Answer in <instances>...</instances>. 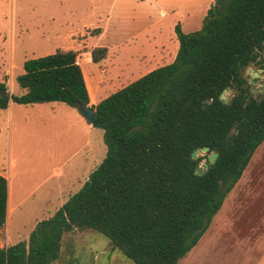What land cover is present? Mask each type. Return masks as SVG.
Listing matches in <instances>:
<instances>
[{
  "label": "trees",
  "instance_id": "obj_1",
  "mask_svg": "<svg viewBox=\"0 0 264 264\" xmlns=\"http://www.w3.org/2000/svg\"><path fill=\"white\" fill-rule=\"evenodd\" d=\"M175 33L172 63L95 105L71 50L25 60L15 78L21 95L0 81V110L10 101L90 107L106 146L82 187L37 222L27 241L0 248V264H51L62 235L74 230L96 231L134 264H179L197 244L264 141V92L253 95L244 75L264 70V0H216L199 31L183 33L178 24ZM106 55L94 48L91 62ZM226 89L227 103L219 99ZM203 148L208 152L192 159ZM210 153L215 163L196 175ZM6 209L0 175V227Z\"/></svg>",
  "mask_w": 264,
  "mask_h": 264
},
{
  "label": "rangeland",
  "instance_id": "obj_2",
  "mask_svg": "<svg viewBox=\"0 0 264 264\" xmlns=\"http://www.w3.org/2000/svg\"><path fill=\"white\" fill-rule=\"evenodd\" d=\"M215 2L0 0V81L10 95H21L23 90L15 78L23 72L25 60L71 50L86 76L91 74L89 70L98 69L103 99L172 63L178 50L175 26L179 24L183 33L199 31ZM98 47L106 48L107 55L94 64L90 52ZM248 69L259 76L250 87L261 86L264 70ZM248 69L244 75L249 81ZM94 82L89 78L91 89ZM225 96L229 99L231 91ZM72 116L87 128L85 117L62 103L20 105L10 101L7 109L0 110V171L13 187V204L30 193L20 209L7 214L5 230L0 228V248L27 241L36 223L50 218L60 201L75 193L105 156L102 130L92 127L81 132ZM84 142L89 144L87 160L83 158L85 149L78 152ZM79 160L82 171L77 178L71 167ZM59 183L68 188L60 201L54 198ZM46 199L52 207L42 209ZM51 264L134 263L101 234L85 229L62 235L59 257ZM179 264H264V141L202 238Z\"/></svg>",
  "mask_w": 264,
  "mask_h": 264
},
{
  "label": "crops",
  "instance_id": "obj_3",
  "mask_svg": "<svg viewBox=\"0 0 264 264\" xmlns=\"http://www.w3.org/2000/svg\"><path fill=\"white\" fill-rule=\"evenodd\" d=\"M80 65V64H79ZM81 67V66H80ZM94 70H89V71H91V74L89 73V74H87V76H86V74H84V70L81 68V70H82V73H83V76H84V80H85V83H86V87H87V91H88V95H89V100H90V104L89 105H95V104H97L99 101H101L102 99H101V96H99V93H100V73H99V71H98V69L97 68H93ZM89 78H93V80L95 79V82H94V86H93V88L91 89L90 87H89ZM107 97V96H106ZM106 97H104V98H106ZM103 98V99H104ZM63 104V103H62ZM33 105H42V104H33ZM8 108V107H7ZM6 108V109H7ZM10 112H9V114H8V121H10ZM72 118H73V120H74V122L76 123V125L79 127V130L81 131V132H85V129H91L92 128V126L90 125V124H87V128H85V126H84V124H83V122H81V120H79V118L78 117H76V116H72ZM89 145V144H88ZM87 142H84L83 144H82V147H81V149L78 151V152H82L81 150L83 149H85L83 152H84V156H83V158H85V160H87V158H86V156H87V150H88V148H87ZM78 152H75L74 153V155H76ZM106 153V152H105ZM105 157V156H104ZM103 157V158H104ZM103 160V159H102ZM101 160V161H102ZM101 163V162H100ZM99 163V164H100ZM56 170H58V169H56ZM81 171H82V160H79L76 164H74L72 167H71V172L72 173H74V175H76V177L81 173ZM0 175H2L5 179H6V176L0 171ZM89 177V176H88ZM88 177H84L82 180V183H80V188L82 187V185L84 184V182L88 179ZM78 178V177H77ZM59 186H60V188H58L57 187V189H58V192L57 193H55V196H54V198L56 199L57 198V200H61V198H63V197H65V196H67V190H68V188L66 187V188H63L62 187V183H59ZM79 188V189H80ZM78 189V190H79ZM77 190V191H78ZM76 191V192H77ZM75 192V193H76ZM74 194V193H73ZM72 194V195H73ZM22 197L20 198V199H18V201L16 200V202L13 204V199H14V190H13V187H12V185L10 184V183H8L7 184V209H6V217H7V214H9L10 212H12V211H14V209H20L21 207H22V205H23V203L25 202V200L27 199V198H29L30 197V193H26L25 195H21ZM69 196V195H68ZM71 196V195H70ZM69 196V197H70ZM69 197L65 200V201H63V199H62V201H60V203H59V207H55V211H54V213L69 199ZM51 201L49 200V199H46V200H44L42 203H41V208L42 209H46L48 206H50V207H52V204L50 203ZM7 221V220H6ZM6 223V222H5ZM2 230L4 229L5 230V224L2 226V227H0ZM7 232V231H6ZM205 233V232H204ZM204 235V234H203ZM202 235V236H203ZM202 236L200 237V239L202 238ZM199 239V240H200ZM199 240H198V242H199ZM197 242V243H198Z\"/></svg>",
  "mask_w": 264,
  "mask_h": 264
},
{
  "label": "water",
  "instance_id": "obj_4",
  "mask_svg": "<svg viewBox=\"0 0 264 264\" xmlns=\"http://www.w3.org/2000/svg\"><path fill=\"white\" fill-rule=\"evenodd\" d=\"M259 72H263L262 69H259L258 70ZM248 74H249V84L250 86H253V85H256L257 82H255L253 80V78H257L258 77V74L257 73H254V71L252 69H248ZM253 77V78H252ZM228 92V89L224 90L222 92V94L220 95L219 99L220 100H224L222 99V97H225V94ZM252 92L254 93L255 91L252 90ZM225 103L228 102V99L226 98L224 100ZM76 110L78 112H80L86 119L87 123L88 124H92L93 123V119H94V111L90 108V107H87L85 105H82V104H78L77 107H76ZM208 148H203V149H200V150H195L193 153H192V159H197L199 156H202L204 154H206L208 152ZM217 154L216 153H210L209 156L207 157V160L204 161L202 164L198 165L196 168H195V174L200 176L202 174H204L210 167V165H213L217 159Z\"/></svg>",
  "mask_w": 264,
  "mask_h": 264
},
{
  "label": "flooded vegetation",
  "instance_id": "obj_5",
  "mask_svg": "<svg viewBox=\"0 0 264 264\" xmlns=\"http://www.w3.org/2000/svg\"><path fill=\"white\" fill-rule=\"evenodd\" d=\"M259 69H257L258 71ZM259 80V76L256 78V81L257 82ZM252 90H254L255 92L254 93H257L256 95H260L264 92V83L261 84V86H256V88H251V92ZM253 93V92H252ZM253 93V94H254Z\"/></svg>",
  "mask_w": 264,
  "mask_h": 264
}]
</instances>
